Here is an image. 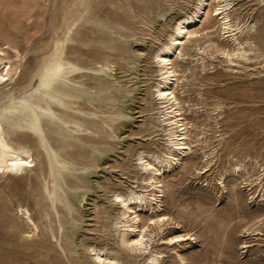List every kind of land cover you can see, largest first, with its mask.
I'll return each mask as SVG.
<instances>
[{
	"label": "rangeland",
	"instance_id": "obj_1",
	"mask_svg": "<svg viewBox=\"0 0 264 264\" xmlns=\"http://www.w3.org/2000/svg\"><path fill=\"white\" fill-rule=\"evenodd\" d=\"M196 3L0 0V58L15 68L10 80L0 83V115L4 107L13 102L19 105L37 92L43 69L60 52L64 59L91 70L111 65L110 70L91 72L85 79L95 86L88 89L90 96L114 100L94 109L106 114L94 116L84 109L85 115L100 121L119 111L125 113L121 118L125 125L118 134L116 124L97 134L101 143L95 144L99 148L90 159L98 164L85 170V196L73 213L71 250L63 239L66 229L59 223L63 219L57 217L53 202L46 196L50 190H44L38 179L42 156L33 149L36 166L29 178H0V264H94L88 246L115 251L121 259L116 264H146L147 254L140 256L119 247L123 228L114 223L121 209L111 195L116 189L146 191L141 182L146 173L136 166V152L168 149L164 127H152L159 104L151 87L159 76L151 54ZM232 6L231 17L249 26L253 45L260 48L259 57L235 65L209 47L215 42L223 50L235 48L213 17L199 25L210 28L201 31L197 43H188L187 55L178 59L181 83L176 93L184 100L183 117L190 122L193 153L184 158L181 167L166 171L162 177L164 192L158 214L171 220L161 228L150 225L148 229L154 231L153 250L165 256L162 264H264V235H245L247 229L260 224L264 234V201H260L264 194V0H234ZM215 7L213 1L211 11ZM109 43L116 48H106ZM198 47L207 48V52L198 51ZM100 83L109 90L98 89ZM119 102L128 107L122 109ZM58 125L51 128L60 130L66 124L59 120ZM24 131L30 133L26 128ZM206 156L212 163L205 168ZM236 165L242 166L238 174L233 171ZM202 169H207L206 173L198 174ZM233 191L238 194L236 204L232 202ZM21 208L28 209L37 224L35 236H27L32 227ZM138 213L148 224L147 219L154 216L149 206ZM176 234L192 238L181 245L165 244ZM245 241L251 246L242 248Z\"/></svg>",
	"mask_w": 264,
	"mask_h": 264
},
{
	"label": "bare ground",
	"instance_id": "obj_2",
	"mask_svg": "<svg viewBox=\"0 0 264 264\" xmlns=\"http://www.w3.org/2000/svg\"><path fill=\"white\" fill-rule=\"evenodd\" d=\"M196 1L194 8L175 22L170 34L167 35L166 42L151 54V59L157 63L159 76V79L154 81L151 87L152 95L159 104L157 108L155 107L156 113L153 115L155 124H152V127H164V131L167 132L164 135L167 136L165 141H167L168 149L166 148L167 150L165 149L164 152L158 151V153L135 151L136 166L146 173L142 176L141 182L144 185L143 188L147 190L137 191L134 188H128V190L119 191L116 189L112 191L111 195L113 201L121 209L120 216L114 223L117 226L120 224L123 228L118 238L119 247L140 256L147 254L146 264H162L163 257H165L162 252L153 250L151 243L154 231L149 232L148 230L150 225L161 228L166 224L165 221L170 219L166 218L168 217L166 214H158V209L161 206L160 194L164 192L162 177L166 171L181 167L184 158L193 153L192 141H189L190 122H186V118L183 117L184 105L182 103L184 100L182 101L176 93L181 83V75L179 76L177 73L178 59L185 58L187 44L197 43L203 35L201 31L208 27L199 28V25L213 17H216L221 23L224 38L235 48L232 47L233 51L223 50L224 48H219L215 42L209 43V47H212L215 52H220V55L225 57L230 64L254 61L253 58L259 57L260 48L256 49V45H253L254 41L252 42L249 26H246V23L241 25L242 22L231 17L234 0ZM213 1L216 3V7L211 11ZM106 48L115 49L116 46L109 43ZM117 48L119 50V47ZM196 49L202 53L207 52V48L198 47ZM17 53L19 56V52ZM252 53L254 56L251 55ZM201 59L204 58L201 57ZM10 63V61L0 58V83L10 80L15 71ZM110 68L111 65H102L99 69L91 70L64 59L60 52L59 56L43 69L37 92L18 102L19 105L13 102L10 106L4 107L0 115V178H29V175L35 172L34 167L36 166L33 149L37 151L38 156H42L40 163H43V167L38 179L43 184L44 190H50L46 196L48 195L53 202L57 217L63 219L64 224L60 220L59 223L66 229L63 239L70 250L74 236L73 213L81 206L85 196L82 190L83 187H86L84 185L85 170L94 169L98 164L95 159H90L91 153L96 152L99 148L95 144L101 143L97 134L104 133L106 126L115 124L117 128L114 131L118 134V130L125 125V121L121 120L122 116H125L123 111H119L113 118L105 117L100 121L84 114V109H88L89 114L94 116H99V113L106 114L103 110L96 112L94 109L103 108L114 100V97L110 96H90L88 89L95 86L87 83L85 79L90 76L91 72H106ZM97 80L102 81L101 77ZM96 87L101 90H109L103 83ZM91 99L93 100L91 103L87 102ZM94 101L98 103L94 104ZM118 104L122 106V109L128 107L124 102ZM59 120L66 124L65 127L53 130L51 126L57 128ZM24 128L30 133L25 132ZM206 158L205 168L212 163L209 157L206 156ZM241 169L240 165L233 166V171L236 174ZM206 171L207 169L205 171L202 169L197 173L202 174ZM220 180L221 184H224L222 176ZM148 191L156 192V194H149L150 192L147 194ZM149 196L153 197L148 198ZM231 197L232 202L236 204L238 202L237 192L233 191ZM260 201H264V194ZM147 206L154 214L153 217L147 219L149 224L144 217H141L142 215L140 216V212L138 213ZM20 212L25 216L28 225L32 227L27 236H35L38 226L30 212L28 209L22 208ZM261 225L247 229L245 235H264L260 229ZM191 238L189 234H176L169 238L165 244L175 245L178 242L181 245ZM250 246L251 244L245 241L242 248ZM87 250L90 252L94 264L99 262L116 264L121 260L115 251H107L94 246H88ZM181 259L183 258L180 257Z\"/></svg>",
	"mask_w": 264,
	"mask_h": 264
}]
</instances>
